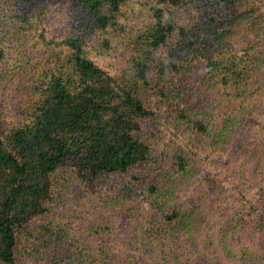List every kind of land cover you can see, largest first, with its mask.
I'll use <instances>...</instances> for the list:
<instances>
[{"label": "trees", "instance_id": "trees-1", "mask_svg": "<svg viewBox=\"0 0 264 264\" xmlns=\"http://www.w3.org/2000/svg\"><path fill=\"white\" fill-rule=\"evenodd\" d=\"M62 2L75 12L59 34L49 15ZM16 55L32 73L0 72V264L245 261L236 235L243 223L245 232L263 226L237 212L219 250L200 238L194 209L173 205L195 175L190 153H159L155 139L163 126L189 131L220 153L261 125L264 0H0V66ZM68 169L87 191L99 186L105 207L129 204L131 240L109 225L51 220Z\"/></svg>", "mask_w": 264, "mask_h": 264}, {"label": "rangeland", "instance_id": "rangeland-1", "mask_svg": "<svg viewBox=\"0 0 264 264\" xmlns=\"http://www.w3.org/2000/svg\"><path fill=\"white\" fill-rule=\"evenodd\" d=\"M62 3L63 9L56 6L49 15L52 30L59 34L63 30L64 22L68 21V16L75 12L73 4ZM144 12L147 14V11ZM183 21L184 19L180 20V22ZM20 27V23L17 22L18 31ZM35 34L36 31H33L27 40H32ZM200 61L203 63H200L198 72L195 73L198 82L206 70L204 58ZM36 62L37 59L32 60V64ZM30 68L28 63L26 64L21 61V57H18L17 60L11 59L3 63L0 66V72L2 76L18 69L15 72L17 77L27 78L32 73ZM6 95H2L0 100ZM257 98L253 117L259 119L261 125L255 123L235 133L231 144L220 153H212L208 139H197L189 131L185 133L167 131L165 126L156 130L155 145L159 153L179 148L190 153V159L195 164V175L178 184L179 192L175 195L173 205L182 209H194L197 222L195 232L200 238L214 241L219 250L225 227L231 222V217L238 214L237 212L245 215V220H252L256 225L263 226L255 233L250 231L251 227L245 232L243 223L236 239H239L242 244L241 251L245 252L242 257L245 261L242 262L241 255H237L235 259L238 262L235 264H264V99L260 96ZM9 101L7 112L8 114L12 112L14 116L13 96H10ZM247 123L248 119H245L244 125ZM164 163L163 169L170 167L169 159L166 158ZM71 172L68 169L62 173L61 182L65 183L67 190H64V187V192L56 194V205L51 213V220L68 222L73 229H76L77 225H84L82 227L93 224L109 225L112 226L116 237L131 240L134 237L135 220L131 217L132 212L128 210L129 204L117 208L105 207L102 201L105 199V193H98L99 186L95 188V191H87L80 183L71 179L73 177ZM112 181L116 180L105 178V183L109 184ZM106 188H108L107 185ZM101 207L104 209L101 210ZM141 213H143L142 209L136 212L135 218ZM248 215L250 218L247 217ZM137 254L140 255V253ZM216 255L207 253L208 258L213 262L218 259Z\"/></svg>", "mask_w": 264, "mask_h": 264}]
</instances>
